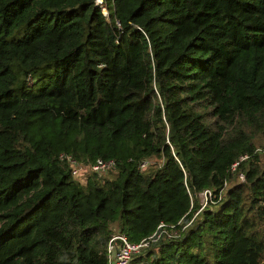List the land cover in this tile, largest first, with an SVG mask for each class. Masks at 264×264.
Here are the masks:
<instances>
[{
	"label": "trees",
	"instance_id": "16d2710c",
	"mask_svg": "<svg viewBox=\"0 0 264 264\" xmlns=\"http://www.w3.org/2000/svg\"><path fill=\"white\" fill-rule=\"evenodd\" d=\"M256 147L264 0H0V264H105L223 182L136 263L264 264Z\"/></svg>",
	"mask_w": 264,
	"mask_h": 264
},
{
	"label": "built area",
	"instance_id": "2783aa9c",
	"mask_svg": "<svg viewBox=\"0 0 264 264\" xmlns=\"http://www.w3.org/2000/svg\"><path fill=\"white\" fill-rule=\"evenodd\" d=\"M94 2L98 4L101 2V0H94ZM101 11L103 14H105V9L103 6L101 7ZM253 151H261L264 154V148L256 147ZM246 156L247 155L244 154L240 156V159H243ZM58 157L60 159L64 158L69 162L72 176L80 181H84L87 171H93L99 174L114 166V161L111 158L102 159L97 157L92 162L81 164L73 159L69 154L59 153ZM236 163V161L232 162L230 168H233ZM146 164L147 161L142 160L139 163V166L142 167ZM239 176L241 177L242 175L239 174ZM224 185L225 182H223L222 187L218 188L219 190L217 193H213L210 188L202 189L197 193L198 202L195 211L186 220H184V217L181 216L172 223L159 221L155 229L149 235L140 238L138 241L128 240L126 235L123 233L111 232L104 244L106 256L105 264H137V255L140 253V250L143 246H146L147 244L162 238H172L179 236L186 226L194 219L199 210H201L208 203H216L221 198L223 194L222 188Z\"/></svg>",
	"mask_w": 264,
	"mask_h": 264
},
{
	"label": "rangeland",
	"instance_id": "374dc122",
	"mask_svg": "<svg viewBox=\"0 0 264 264\" xmlns=\"http://www.w3.org/2000/svg\"><path fill=\"white\" fill-rule=\"evenodd\" d=\"M105 9V8H104ZM105 13H106V9H105ZM113 174V173H112ZM195 198V201L197 202V197L195 196L194 197ZM113 229H115L114 227H113Z\"/></svg>",
	"mask_w": 264,
	"mask_h": 264
}]
</instances>
